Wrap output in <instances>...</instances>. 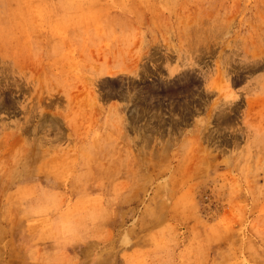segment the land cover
I'll return each instance as SVG.
<instances>
[{
    "label": "rangeland",
    "instance_id": "rangeland-1",
    "mask_svg": "<svg viewBox=\"0 0 264 264\" xmlns=\"http://www.w3.org/2000/svg\"><path fill=\"white\" fill-rule=\"evenodd\" d=\"M0 264H264V0H0Z\"/></svg>",
    "mask_w": 264,
    "mask_h": 264
}]
</instances>
